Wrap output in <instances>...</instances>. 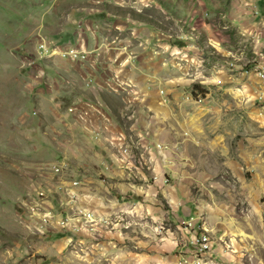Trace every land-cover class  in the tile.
Listing matches in <instances>:
<instances>
[{"label":"rangeland","instance_id":"374dc122","mask_svg":"<svg viewBox=\"0 0 264 264\" xmlns=\"http://www.w3.org/2000/svg\"><path fill=\"white\" fill-rule=\"evenodd\" d=\"M148 1L0 0V264H264V0ZM128 15L160 34L143 76L38 100H89L79 29Z\"/></svg>","mask_w":264,"mask_h":264},{"label":"crops","instance_id":"0c3cea01","mask_svg":"<svg viewBox=\"0 0 264 264\" xmlns=\"http://www.w3.org/2000/svg\"><path fill=\"white\" fill-rule=\"evenodd\" d=\"M148 2L151 3L150 0ZM258 7L261 12L264 11V6H261L259 4ZM129 17L130 16L128 15L125 19L114 20V22L115 21L120 22V24L116 26L118 29L123 30L125 34H127L128 31L131 34V37L126 36L123 39L115 40L114 44H106L105 39L107 38L104 35L98 36L95 32H93L92 29L93 27L87 29L90 31H82V28L79 29L80 32L78 35L79 37L82 38V44H80L81 45L80 48L83 51L90 52V54L92 53V55H94V58L92 60L94 63L93 68L87 67L88 68L87 70L84 69L82 63L77 64L78 70L82 71L85 74V78L82 77V82L81 81L79 82L80 89H82V97L89 98V100H81L80 98L71 95L65 96L66 94H64L65 92H63V90H58L52 97L42 94L44 98L38 100L43 101L47 99H53L55 103H59L62 101H72V104L81 103L79 101H82V104L84 103L88 104L87 102L89 101L100 102V100L104 101L105 93L108 95H115L114 93L118 90L117 88L118 81L124 82L126 81L127 78H129L132 80V82L135 83L134 78L136 76L138 77L143 76L146 73V71L144 70V67L146 66L144 62H146V59L138 58V62L140 63H135V61L133 60L135 58L134 54L145 57V55L149 53L143 50L146 49L150 50L151 47L156 45L161 46V43L159 42L160 34L154 32V29L148 23H144V22L138 23V21L136 20L134 21L133 19H129ZM228 18L230 19L229 16ZM231 20L232 21L230 22L234 26L240 29L242 22H236L239 21V19H236L235 17H231ZM151 37L154 38L151 39ZM104 44H106L107 46ZM123 48L127 49L126 54L123 51ZM129 53L133 55L132 60L128 59ZM156 57H157L156 63H158L159 65L161 58L158 56ZM48 58L51 60H55L54 63H56L58 67L61 66V64H65L63 62V59L61 60V58H59L58 56L56 57L51 56ZM122 58H124L123 61ZM91 64L92 63L90 62L89 66ZM68 67H71V65H69ZM69 69L70 68H67V70ZM104 81H106L107 83H105ZM58 95H61L62 98H58L59 97ZM123 103H126V101L123 100ZM91 106L92 109L96 108L95 105H91ZM104 106L107 108L105 102H104ZM74 108H75L74 106L69 105L67 108V113L69 115H71V113H74L73 112ZM69 109H73L72 112H69L68 111ZM96 112H99V110H97ZM96 112L90 114L89 115L90 118L87 119L86 122L84 120V117L82 118V134H80L81 133L80 130L75 129L76 132L79 134L78 137L81 139V141L82 139L87 138L90 131L97 133V135L99 134L102 135V133L99 131L102 130V125L100 124V120L99 121L96 120L94 114ZM84 113L86 114L87 112ZM89 127H92L93 129H89Z\"/></svg>","mask_w":264,"mask_h":264},{"label":"bare ground","instance_id":"6f19581e","mask_svg":"<svg viewBox=\"0 0 264 264\" xmlns=\"http://www.w3.org/2000/svg\"><path fill=\"white\" fill-rule=\"evenodd\" d=\"M45 48H47V50H49L50 52H47L46 53V57H48V56H51V54H52V50L49 48V47H46V46H44V45H40L39 46V50H43V49H45ZM75 50H71V49H68V50H66V51H63V52H60V54L58 55L60 58H66V59H68V53H72V58L73 59H77V58H82L83 57V54H82V56H78V57H76V54H75ZM79 61H81V60H79ZM72 110L73 109H69L68 111L69 112H72ZM60 167H58V166H54L53 167V169H52V171L54 172V173H59L60 172ZM69 196H70V200L72 201L73 200V198L75 197L74 196V194L73 193H70L69 194ZM208 239L205 237V233H203L202 235H201V237H200V242H201V244L202 245H204V246H206V247H209L210 249H211V246H209L208 245Z\"/></svg>","mask_w":264,"mask_h":264},{"label":"built area","instance_id":"2783aa9c","mask_svg":"<svg viewBox=\"0 0 264 264\" xmlns=\"http://www.w3.org/2000/svg\"><path fill=\"white\" fill-rule=\"evenodd\" d=\"M47 52H50L49 50H47V48H45V49H43V50H39V56H40V57H46V53H47ZM82 58H84V56H83ZM82 58H81V59H82ZM68 59L73 60V58H72V53H68ZM74 60H80V59H74ZM53 167H54V166H53ZM53 167H52L51 169H53ZM197 245H198V251H199V252H200V251H201V252H205V250H207V251L210 250L209 247H206V246L202 245L200 241H199V243H198Z\"/></svg>","mask_w":264,"mask_h":264},{"label":"trees","instance_id":"16d2710c","mask_svg":"<svg viewBox=\"0 0 264 264\" xmlns=\"http://www.w3.org/2000/svg\"><path fill=\"white\" fill-rule=\"evenodd\" d=\"M262 12H264V11H262Z\"/></svg>","mask_w":264,"mask_h":264}]
</instances>
